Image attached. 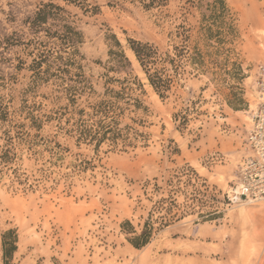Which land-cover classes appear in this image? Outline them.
<instances>
[{
  "label": "rangeland",
  "instance_id": "obj_1",
  "mask_svg": "<svg viewBox=\"0 0 264 264\" xmlns=\"http://www.w3.org/2000/svg\"><path fill=\"white\" fill-rule=\"evenodd\" d=\"M50 1L67 11L84 36L81 64L94 91L78 100L79 108L90 112L88 105L103 100L106 80L126 77L104 68L114 63L109 51L117 50L116 37L133 77L143 84L137 95L148 107L147 114L136 115L144 126L132 123L133 114L121 128L130 125L146 140L139 138L134 148L104 143L96 152L94 145L78 146L60 134L57 142L69 149L61 161L46 152L44 160L25 159L19 178L0 173V264H6L2 235L9 230L19 237L9 264H264V201L230 205L226 198L238 180L259 104L264 0H224L238 29L228 63L216 79L187 67L165 100L150 86L129 40L167 49L182 27L198 26L196 6L214 0H171L150 10L136 0H0V40L14 32L18 39L13 46L0 44V72L16 74L18 89L31 82L28 67L39 52L35 42L56 47L54 39L35 36L24 25ZM17 66L23 70L16 72ZM56 89L52 80L29 98L45 112L64 107ZM49 134L56 128L47 126ZM128 222L137 232L146 222L153 224L147 246L129 243Z\"/></svg>",
  "mask_w": 264,
  "mask_h": 264
},
{
  "label": "trees",
  "instance_id": "obj_2",
  "mask_svg": "<svg viewBox=\"0 0 264 264\" xmlns=\"http://www.w3.org/2000/svg\"><path fill=\"white\" fill-rule=\"evenodd\" d=\"M136 1L150 10L165 7L171 0ZM187 3L194 4L192 0ZM196 7L201 10L198 26L190 29L182 27V32L176 33L167 49L149 42L129 40V48L146 79L163 100L168 99L172 93L175 79L188 73L187 67H197L202 74H211L216 79L233 51L228 46L233 44L238 29L227 3L214 0L206 6ZM24 25L35 36L43 34L47 40L54 39L56 47L48 49L47 42H35L39 52L28 67L32 76L30 84L25 88L18 89L19 79L16 74L0 72V173L6 170L19 178V166L25 159L38 162L44 160L46 152L56 162L61 161L62 153L69 149L57 142L60 134L75 139L78 146L81 143L94 145L96 152L104 143L113 148L119 145L134 148L139 138L146 140L144 134L130 125L121 128L122 121L133 114L135 117H129L132 123L144 126L145 121L136 118V115L147 114L148 107L137 95V91L143 89V84L138 77H133L131 62L116 37L112 47L117 50L109 51L112 59L109 62L114 63L104 68L108 72L125 73L126 77L106 80L103 100L88 105L90 112H87L86 108L78 106L79 99L89 90L94 91L91 81L85 75V67L81 64L84 57L79 52V46L84 43V36L70 21L67 11L51 1L42 3L32 16L27 17ZM16 36L14 32L12 36L1 39L0 44L13 46L15 40H18ZM176 40L178 42H174ZM223 55H227V58L221 61ZM15 70L20 72L23 67L17 66ZM52 80L57 86L56 91L61 93L56 100L61 102L65 99L67 103L64 107L45 112L42 103L29 97ZM111 85H116L118 89L110 88ZM184 120L182 125L188 122L187 118ZM47 126L56 128V134L45 135ZM127 224L130 226L127 233L132 235L128 241L133 247L141 249L151 242L154 234L152 223L146 222L140 232L130 222ZM18 241L16 230H9L2 235L3 259L6 264L13 260L18 250Z\"/></svg>",
  "mask_w": 264,
  "mask_h": 264
},
{
  "label": "built area",
  "instance_id": "obj_3",
  "mask_svg": "<svg viewBox=\"0 0 264 264\" xmlns=\"http://www.w3.org/2000/svg\"><path fill=\"white\" fill-rule=\"evenodd\" d=\"M256 87L259 104L246 137L247 154L238 180L226 193L230 205L264 200V60L257 67Z\"/></svg>",
  "mask_w": 264,
  "mask_h": 264
},
{
  "label": "bare ground",
  "instance_id": "obj_4",
  "mask_svg": "<svg viewBox=\"0 0 264 264\" xmlns=\"http://www.w3.org/2000/svg\"><path fill=\"white\" fill-rule=\"evenodd\" d=\"M252 127V126H251ZM251 129V128H250ZM250 131V130H249ZM248 134V133H247ZM247 137V136H246ZM231 189V188H230ZM229 189V190H230ZM228 190V191H229ZM264 200H260V201H251V202H244V203H242V204H233V205H243V204H255V203H259V202H263Z\"/></svg>",
  "mask_w": 264,
  "mask_h": 264
}]
</instances>
